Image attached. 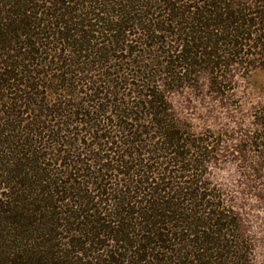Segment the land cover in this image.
I'll return each instance as SVG.
<instances>
[{
    "label": "trees",
    "instance_id": "16d2710c",
    "mask_svg": "<svg viewBox=\"0 0 264 264\" xmlns=\"http://www.w3.org/2000/svg\"><path fill=\"white\" fill-rule=\"evenodd\" d=\"M248 47L264 0H0V264H247L170 95Z\"/></svg>",
    "mask_w": 264,
    "mask_h": 264
},
{
    "label": "rangeland",
    "instance_id": "374dc122",
    "mask_svg": "<svg viewBox=\"0 0 264 264\" xmlns=\"http://www.w3.org/2000/svg\"><path fill=\"white\" fill-rule=\"evenodd\" d=\"M226 57L246 63L218 69L227 72L216 80L209 68H198L170 103L192 139L209 140L205 181L240 219L247 264H264V49Z\"/></svg>",
    "mask_w": 264,
    "mask_h": 264
}]
</instances>
